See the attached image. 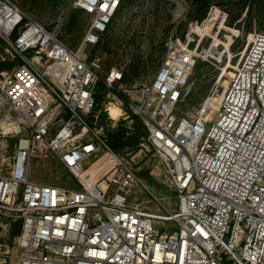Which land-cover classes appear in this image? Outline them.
Masks as SVG:
<instances>
[{"label": "built area", "instance_id": "obj_1", "mask_svg": "<svg viewBox=\"0 0 264 264\" xmlns=\"http://www.w3.org/2000/svg\"><path fill=\"white\" fill-rule=\"evenodd\" d=\"M124 3L70 0L48 27L0 0V264H264V32L252 33L220 95L209 102L211 89L181 114L191 39L171 34L152 79L130 88L113 65L104 83L121 103L108 106L123 111L111 120L95 90L103 61L90 54ZM71 8L87 18L77 49L59 38ZM134 117L176 192L174 211L136 198L144 189L160 203L109 143ZM33 161L71 183L34 179ZM157 220L176 228L159 232Z\"/></svg>", "mask_w": 264, "mask_h": 264}, {"label": "rangeland", "instance_id": "obj_2", "mask_svg": "<svg viewBox=\"0 0 264 264\" xmlns=\"http://www.w3.org/2000/svg\"><path fill=\"white\" fill-rule=\"evenodd\" d=\"M17 1L23 10L48 27L55 23L60 11L70 2ZM86 24L85 14L71 8L64 15L59 38L69 47L77 49ZM258 32H264V0H125L109 31L90 54L91 57H101L103 61L101 80L95 89L99 107L104 108L110 102L121 103L117 96H113L114 90L107 97L109 88L105 86L104 78L108 69L113 65L122 66L129 81L124 86L128 88L150 81L163 59L167 39L171 34L183 42L191 39L190 47L198 55L190 77L191 92L178 113L196 108L212 89L208 99L210 102L213 97L220 95L219 87L228 86L240 52L247 41L251 40L252 33ZM109 122L113 124L111 120ZM122 122L130 124L125 120ZM135 122L144 126L140 119ZM10 128L7 126L5 131L9 132ZM2 142L0 137V143ZM124 157L155 193L160 203L144 189L136 191V198L149 200L147 207L153 211L165 213L161 204L174 211L176 192L170 187L155 150L142 141L138 148L129 150ZM53 170L57 173L54 174L33 161L31 177L58 185L71 183L62 168L54 166ZM154 227L159 232L165 227L176 228L171 222L160 220L155 221Z\"/></svg>", "mask_w": 264, "mask_h": 264}, {"label": "trees", "instance_id": "obj_3", "mask_svg": "<svg viewBox=\"0 0 264 264\" xmlns=\"http://www.w3.org/2000/svg\"><path fill=\"white\" fill-rule=\"evenodd\" d=\"M125 83H128V76H125ZM123 97L122 94H119ZM138 117H134L133 130L129 131L123 126H119L114 132L109 133V143L111 147L120 154H127L129 150H133L139 147L142 141L146 139L147 133L144 126H139L135 121H138Z\"/></svg>", "mask_w": 264, "mask_h": 264}, {"label": "clouds", "instance_id": "obj_4", "mask_svg": "<svg viewBox=\"0 0 264 264\" xmlns=\"http://www.w3.org/2000/svg\"><path fill=\"white\" fill-rule=\"evenodd\" d=\"M106 111L108 113V117L111 120H118L119 116L122 114V109L116 107L115 105H109L106 108Z\"/></svg>", "mask_w": 264, "mask_h": 264}, {"label": "bare ground", "instance_id": "obj_5", "mask_svg": "<svg viewBox=\"0 0 264 264\" xmlns=\"http://www.w3.org/2000/svg\"><path fill=\"white\" fill-rule=\"evenodd\" d=\"M111 105H115L116 107H118V108H119V106H117L116 104H111Z\"/></svg>", "mask_w": 264, "mask_h": 264}, {"label": "crops", "instance_id": "obj_6", "mask_svg": "<svg viewBox=\"0 0 264 264\" xmlns=\"http://www.w3.org/2000/svg\"><path fill=\"white\" fill-rule=\"evenodd\" d=\"M159 65H160V64H159ZM159 65H158V66H159ZM158 66H157V67H158Z\"/></svg>", "mask_w": 264, "mask_h": 264}]
</instances>
